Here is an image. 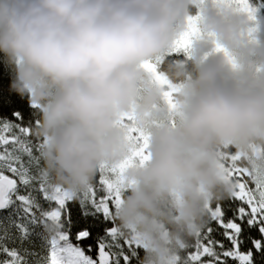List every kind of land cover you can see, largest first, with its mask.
Instances as JSON below:
<instances>
[{
    "label": "clouds",
    "instance_id": "1",
    "mask_svg": "<svg viewBox=\"0 0 264 264\" xmlns=\"http://www.w3.org/2000/svg\"><path fill=\"white\" fill-rule=\"evenodd\" d=\"M189 17H198L200 34L173 58ZM258 19L257 26L219 0H0L10 90L39 105L33 135L53 186L84 191L101 165L119 168L130 158L131 129L148 135V158L124 168L113 212L142 244L138 264H176L204 229L209 206L232 197L229 150L264 171Z\"/></svg>",
    "mask_w": 264,
    "mask_h": 264
},
{
    "label": "snow or ice",
    "instance_id": "2",
    "mask_svg": "<svg viewBox=\"0 0 264 264\" xmlns=\"http://www.w3.org/2000/svg\"><path fill=\"white\" fill-rule=\"evenodd\" d=\"M220 3L235 6L238 10L244 11L249 15L250 20L259 25L258 8L250 0H219ZM198 17H189L188 30L175 42L171 52L181 53L188 52L189 45L193 37L199 35L197 24ZM253 29H250L252 31ZM222 46L217 45V50ZM145 67L150 69L158 80L166 82L158 71L156 62L149 61ZM173 90L175 86H172ZM167 102L171 108H175V101L172 92H166ZM38 109L39 105H33ZM17 120H21L20 114L15 113ZM130 119V117H129ZM15 129L19 135L12 133L10 136H0V209H6L19 202L17 207V218H8L7 222H0V239L7 237L9 226L16 229L18 238L23 241L33 234L37 228H43L39 235L44 240L46 254L41 256L35 264H131L132 258L137 255L136 249L142 247L139 240L134 237L126 236L117 226L116 219L112 211L118 207L121 202V195L126 186L123 176L124 168L136 160H146L148 153L146 151L148 144V135L135 128L131 129L134 150L130 158L120 165L119 168H108L101 165L99 169V183L94 186L93 183L84 191L72 194L62 189L60 186H53L47 179L46 174L40 167V156L33 154L30 145L24 144L20 137L30 133L31 125L22 126L21 124L3 123L0 131ZM13 147L9 149L8 145ZM23 144L22 148L16 145ZM37 150L40 151L42 143L38 144ZM264 151V150H262ZM18 153L27 154L28 160L25 162ZM244 158L242 154L235 153L228 155L225 159V169L229 178L233 173H245L251 177L255 183V188H249L247 182L236 181L232 197L239 199L242 205L233 209V217L225 222V209L217 203L213 208L209 206V216L212 220L217 221L225 229L224 236L232 244V248L217 253L214 245L216 241L210 239L212 229H207V234L197 235L195 251L189 252L188 256L181 259L180 256L175 258L176 264H205L204 256L212 257L207 264H226L221 261L220 256L225 258L232 257L239 264H255L253 252L249 249L241 253L240 245L243 241L240 239L242 223L247 220L249 227L258 226L261 233V239H252L253 248L264 254V171L250 169L248 167H237V161ZM226 164L228 166H226ZM5 171L10 172L17 179L5 175ZM114 176L115 178H111ZM21 187L24 189L21 192ZM238 189V191H237ZM15 196V201L13 200ZM48 202H55V210H44L40 199ZM79 201L80 215L86 221L90 216L102 215L105 220L110 221V227L106 228V237L101 240L96 247L98 248V258L94 259L85 254L84 248L79 243L74 245L70 242L69 231L74 225L72 212L68 209V202ZM244 205H247L245 207ZM39 212V214H37ZM236 220L241 223L235 222ZM50 225H55L56 231L52 232ZM77 242L87 241L90 239L88 227H83L75 233ZM207 239V243H202ZM223 248V245H220ZM50 248V253L47 250ZM93 249L92 244L87 245L90 252ZM127 249V250H126ZM0 251L6 253L10 259L4 261V264H26L22 256L16 249L0 247Z\"/></svg>",
    "mask_w": 264,
    "mask_h": 264
},
{
    "label": "trees",
    "instance_id": "3",
    "mask_svg": "<svg viewBox=\"0 0 264 264\" xmlns=\"http://www.w3.org/2000/svg\"><path fill=\"white\" fill-rule=\"evenodd\" d=\"M263 0H250L254 6H258L260 2ZM258 17L264 19V8L261 9V12L258 9L257 13ZM179 54H173V58L178 57ZM12 70L8 67L3 61V54L0 53V128H2L3 123H12V124H21L22 126L31 125L30 133L26 136L20 137L21 141L24 144H28L33 149V154L40 156V151L37 150V145L42 143L40 139L33 135V127L35 125V121L38 119V109L34 108L32 105L29 104L27 96L21 97L19 94L10 90V83L12 78ZM15 113H19L21 120H17ZM12 133L19 135V133L15 129H8L4 131H0V136H10ZM9 149L13 147L12 144L8 145ZM17 148H22L23 144L16 145ZM2 151V149H0ZM235 150H229V156L234 154ZM22 156V159L27 162L28 156L24 153H18ZM226 166H228L226 164ZM40 167L43 168V162L40 159ZM237 167L245 168L248 167V162L245 158H241L237 161ZM5 175L13 179H17L18 177L13 176L10 172L5 171ZM111 178L114 179V176ZM231 179L234 183L237 180L240 182H247L249 188H255V183L251 180V177L247 176L245 173L236 174L233 173ZM99 183V171L93 181L94 186H98ZM24 189L21 187V192ZM238 191V189H237ZM13 200L15 201V196H13ZM40 203L44 210H55L57 205L55 202H48L44 199H40ZM219 203L225 209L224 220L225 222L229 221L233 217V209L238 208L242 205V202L239 199H234L233 197L224 199L223 201L214 202L212 207L214 208L216 204ZM19 202L16 201L15 204L10 206L6 209H0V222H7L8 218L11 217L13 219L17 218V207ZM247 207V205H244ZM68 209L72 212V217L74 221L73 227L69 231V238L70 242L76 245L77 243L80 244L82 248L85 250V254L91 256L92 258L96 259L98 257V248L96 245L106 237V228L110 227V221L105 220L102 215L98 216H90L85 221L84 218L80 215L79 212V201H71L68 202L67 205ZM39 214V212L37 213ZM235 222L241 223V221L236 220ZM242 233L240 239L243 243L240 245L239 251L241 253L248 251L249 249L253 252V260L255 264H264V254L257 252L252 245V239H261V233L258 230V226L249 227L247 224V220L242 223ZM83 227H88L90 231V239L87 241L77 242L75 239V233ZM212 229L210 234V239L216 241L217 243L214 245L215 251L217 253H223L231 249L233 246L230 241L224 236L225 229L220 226L217 221H214L208 215L207 223L202 230V236L207 234L208 228ZM40 232H43V228H37L35 232L30 236V238L21 241L18 238V233L15 228L9 226L7 237L4 239H0V247H7L8 249H16L18 253L22 256L23 260L26 264H35V262L41 257L46 254L44 240L39 235ZM197 243V237H194L191 240L190 246L181 254V259H184L188 256L189 252L195 251V245ZM202 243H207V239H203ZM92 244L93 249L92 251L87 250V245ZM223 245V248L220 247ZM127 250V249H126ZM137 255L132 258L131 264H138V258L143 256V250L138 248L136 249ZM50 253V248L47 250ZM10 257L0 251V264H4V261L9 260ZM209 259H213L209 256H204L203 260L205 264ZM221 261H226V264H239V262L232 257L225 258L223 255L220 256ZM123 264V261L121 262Z\"/></svg>",
    "mask_w": 264,
    "mask_h": 264
},
{
    "label": "rangeland",
    "instance_id": "4",
    "mask_svg": "<svg viewBox=\"0 0 264 264\" xmlns=\"http://www.w3.org/2000/svg\"><path fill=\"white\" fill-rule=\"evenodd\" d=\"M258 9H259V11L261 12V9L262 8H264V0L262 1V2H260V4H258V6H256ZM115 178V177H114ZM114 206H112V211L114 212ZM98 258V257H97ZM96 258V259H97Z\"/></svg>",
    "mask_w": 264,
    "mask_h": 264
},
{
    "label": "water",
    "instance_id": "5",
    "mask_svg": "<svg viewBox=\"0 0 264 264\" xmlns=\"http://www.w3.org/2000/svg\"><path fill=\"white\" fill-rule=\"evenodd\" d=\"M11 178V177H10Z\"/></svg>",
    "mask_w": 264,
    "mask_h": 264
}]
</instances>
